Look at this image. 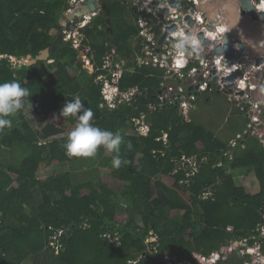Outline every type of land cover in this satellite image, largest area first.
<instances>
[{"label": "trees", "instance_id": "obj_1", "mask_svg": "<svg viewBox=\"0 0 264 264\" xmlns=\"http://www.w3.org/2000/svg\"><path fill=\"white\" fill-rule=\"evenodd\" d=\"M127 1L101 0L109 15L98 14L82 30V43L90 47V73L72 41L51 52L52 62L16 68L13 60L36 57L53 46L70 0H0V83L19 81L33 104L0 130V264H168L164 256L199 264L222 245L251 235L263 219L264 145L249 136L230 148L179 106H159L165 69L135 60L142 48L135 44L136 38L141 41L140 27ZM111 53L116 62L126 61L125 67L104 68ZM117 72L121 92L136 87L139 92L130 101L119 96L110 106L99 77L112 81ZM75 97L92 110L95 126L121 135L120 156L127 163L113 169L121 188L102 174L98 181L75 182L71 169L39 176L42 164L84 160L69 157L64 147L79 114L62 117L60 112ZM37 111L46 121L40 129L29 119ZM100 149L111 160L116 155ZM228 149L232 161L224 157ZM12 155L17 161L7 162ZM183 156L207 159L187 176ZM229 168L253 171L259 190L251 193L237 184ZM248 257L233 252L221 264H244Z\"/></svg>", "mask_w": 264, "mask_h": 264}, {"label": "built area", "instance_id": "obj_2", "mask_svg": "<svg viewBox=\"0 0 264 264\" xmlns=\"http://www.w3.org/2000/svg\"><path fill=\"white\" fill-rule=\"evenodd\" d=\"M88 0H70V5L64 12L66 14L73 13L78 8L86 6ZM207 0H179V4L183 5L182 10H177L176 7L171 6L168 2L161 4L158 0H128L135 9L137 18L136 23L140 27L141 38V54L135 57L138 64H145L154 62L166 67L167 74L174 78L171 82L164 85V91L160 94V104L163 106L168 105H180L183 110H189L194 107L198 96L203 93L222 92L228 100L237 103L242 110L247 111L248 117V130L251 136H257L264 145V125L259 119L261 115L260 105L262 103L255 102L249 106L248 103L252 100V94L250 90H255L258 86H264V63L256 65V58H252L251 50L245 49L241 51L239 47V41H243L237 31L234 32L233 48L234 54L237 59L234 62H229L227 52L218 54L216 52L218 46H224L228 43V40H224V36L227 32H232L230 25L227 21V17L224 15L226 10L220 9L219 14L216 16L215 21L212 23L209 21L207 11L195 10L191 12L190 8L194 5L204 4ZM257 7L258 15L253 17L252 13H249L246 9L241 7V0H236L235 4L238 6L239 12L243 16H249L251 22L259 20L260 26L264 27V18L260 15V11H264V0H251ZM97 7L100 8L101 4L99 0L96 1ZM189 5V8H185ZM168 7L172 17H167L166 14L160 15V8ZM100 10L91 11L88 14L75 17L69 22H75V30H67L65 28L64 41H72L73 46L79 50L81 55L87 59V54L90 51V47L83 45V36L81 30L92 20V17L96 16ZM182 13L183 19L180 21L177 19L179 13ZM190 15L194 19V24L191 25L185 17ZM67 19V18H66ZM173 25H177V28L171 32L168 29ZM223 29V31H221ZM178 30H183L186 34L188 31L195 34L200 41V47L196 51H190V54H186V63L182 67H177L173 59L172 43L174 41V33ZM166 37L163 41L161 37L165 34ZM200 33L204 36L201 38ZM253 37V43L264 48V39H258V37L252 33H249ZM205 39L209 40V43L205 42ZM244 42V41H243ZM245 44V42H244ZM115 53V51H113ZM241 52L240 56L238 53ZM109 54L106 62L108 65H104V68L112 70L114 63L121 69L125 67L126 61L120 60L115 62V54ZM264 58V55H262ZM253 61V66L250 70L245 69L246 60ZM89 64V63H87ZM122 65V66H121ZM88 70V69H87ZM131 70V69H130ZM94 70L90 73H92ZM233 72L237 73L236 80H225ZM261 72V75H258ZM116 75V73H115ZM111 80L105 79L104 76H100L99 79L104 81L105 98L109 95L110 87L115 89V97L122 96L124 100L130 101L138 95V88H131L127 92H121L116 84L118 82L119 73ZM117 79V80H114ZM254 80V81H253ZM171 84V85H170ZM250 88V90L248 89ZM244 91L241 94V91ZM115 99V98H114ZM108 100V99H107ZM110 106H114L116 102H109ZM252 111H255L252 115ZM144 129V128H143ZM236 140L231 142V147L237 146L239 140L243 138L241 134L237 136ZM233 150L228 149L224 152V157L229 161L233 160ZM207 158L199 159L198 156H183L182 165L187 172V176H192L198 172L200 165ZM223 161L217 163L221 166ZM204 197H207L209 193H204ZM263 219L258 223L257 227L251 232V235L244 237L240 240L231 241L229 244L222 245L219 249L213 251L210 255L200 259L199 264H221L226 260L231 253L240 252L246 258L244 264H264V205L261 208ZM232 229V228H229ZM253 240V244H251ZM54 244V243H52ZM168 264H192L191 261L177 262L175 259H171L169 256H164ZM136 261L131 264H136Z\"/></svg>", "mask_w": 264, "mask_h": 264}, {"label": "clouds", "instance_id": "obj_3", "mask_svg": "<svg viewBox=\"0 0 264 264\" xmlns=\"http://www.w3.org/2000/svg\"><path fill=\"white\" fill-rule=\"evenodd\" d=\"M223 31V29H221ZM172 43L173 59L177 67H182L186 63V54L196 51L200 47V41L195 34H186L183 30L174 33ZM32 96L29 89L22 87L19 81L12 80L0 83V130L11 127L14 116L26 105L33 107L32 101L26 98ZM78 122L73 130L68 133L64 145L66 154L69 157H94L101 147L110 152L116 153L112 159V166L120 168L127 161L120 156V145L122 137L118 133L102 129L92 122L94 113L91 109L85 108L79 97L68 100L61 109L62 117L77 116ZM131 148V144L128 145Z\"/></svg>", "mask_w": 264, "mask_h": 264}, {"label": "water", "instance_id": "obj_4", "mask_svg": "<svg viewBox=\"0 0 264 264\" xmlns=\"http://www.w3.org/2000/svg\"><path fill=\"white\" fill-rule=\"evenodd\" d=\"M161 4H165L168 2L171 6L176 7L177 10H182L183 5L179 4V0H158ZM236 0H207L204 4L199 5H194L193 8L191 9V12L194 13L195 10H200V11H207L209 21L214 22L216 16L219 14L220 9L226 10L225 16L227 17V21L230 25V28L232 32H227L226 35L224 36V40H228V43L224 46H218L216 52L218 54H223L224 51L227 52V57L229 62H234L237 59L236 54H234V48L233 44L234 41L232 38L234 37V32L237 31L243 41H239V47L241 51L245 49L251 50V57L256 58L257 56L261 55L260 57L256 58L255 64L258 66L262 63H264V58L262 55H264V48L258 46L257 44L253 43V37L251 34L256 35L258 39H264V27L262 28L259 24V20L256 22H251L249 16H243L241 12L238 10L237 4H235ZM104 10L106 11L107 15H109L110 10L106 5H102ZM241 7L243 9H246L249 13L253 14V17H256L258 15L257 13V7L255 4L252 3L251 0H241ZM185 8H189V5H186ZM90 10H96V4L95 0H90L87 2V6L78 8L75 10L73 13L66 14L67 19H64L61 21V26L67 28V30H73L76 28L75 22H69L68 20H73L77 16H81L85 13H88ZM159 11L161 12L160 15L163 16V14H166L167 17H172V14L170 13V10L168 7H163L160 8ZM260 15L264 18V11H260ZM257 18V17H256ZM178 20L183 19V15L180 12L177 16ZM185 20H188L191 25L194 24V19L190 16L187 15L185 17ZM107 24L109 27H111V21L110 19H107ZM177 28V25H173L171 28L168 29V32L173 31L174 29ZM188 33H190L188 31ZM165 33L160 41H163L166 37ZM64 36H65V31L62 29L57 37L54 40V44L51 48H45L38 54L36 57H33L32 55H28L27 58H21L18 59L17 57H13V60L17 63L16 68H20L22 64L26 65H34L38 61H43L47 60L51 56V52H54L58 49V45L62 44L64 41ZM199 36L203 38L204 34L200 33ZM206 43H209L208 39H205ZM111 43L114 44L113 38H111ZM241 52L238 53L240 56ZM246 60V58H243ZM253 61L246 60V66L245 69L250 70L253 66ZM264 70V67H263ZM258 75H261V72H258ZM237 79V73L233 72L230 76L225 78V80H236ZM254 81V80H253ZM250 90V88H248ZM252 94V100L251 102L248 103L249 106L253 105L252 103L255 102H260L262 103L260 105V110H261V115H260V120L262 121L264 125V86L260 85L258 86L257 89L255 90H250ZM244 91H241V94H243ZM255 111H252V115H254Z\"/></svg>", "mask_w": 264, "mask_h": 264}, {"label": "rangeland", "instance_id": "obj_5", "mask_svg": "<svg viewBox=\"0 0 264 264\" xmlns=\"http://www.w3.org/2000/svg\"><path fill=\"white\" fill-rule=\"evenodd\" d=\"M99 2L100 4H102L101 0ZM136 40H137L135 43L136 45L139 42H141L137 38ZM79 58L83 60L84 68L88 69V72H91L92 65L87 64L89 62L87 61V59L84 58V55L80 54V52H79ZM116 59L117 57L115 56V62H116ZM47 61L52 62L50 61V59ZM104 65H108V62L105 61ZM130 69L133 70V68H130ZM114 80H117V79H114ZM110 88H111L110 91L112 93L111 95L107 97V99L109 102H113V101L116 102L117 96L115 97V92H114L115 89L113 87H110ZM161 90L162 89H159L160 92L158 91V93L162 94L163 92ZM212 94L213 96L210 97L209 102L204 101L200 104V101H199V104L196 106V108L194 107V109H191L190 111H188V113L185 112L188 118L191 120L197 121V122L198 121L203 122L204 125L208 129L213 130L214 132H216V134L220 138H223V139H226V135L223 134L225 132L226 133L229 132V135H231L232 137L235 136L237 131L243 132L246 129L247 119L243 116L242 111L236 107V104L234 102L230 103L227 100V96L224 93L213 92ZM157 96H159V94ZM29 119L33 123V126L35 129L42 128L46 122L40 111L32 113L29 116ZM218 126L224 127L223 130L216 129V127ZM142 128H144V125H142ZM65 134H62V135H65ZM13 153L16 154V152H13ZM17 159H18L17 155H15V157L12 155L8 159L7 162L10 163L11 162L10 160H12L13 162H16ZM82 160L83 158H80V160L75 161L72 164L71 163L69 164L66 162V163H62L59 165L56 164L52 166H46V164H42L39 168V176L44 178V177L49 176L50 174L59 173V172L71 169L72 171H74L75 182L88 180L91 178L95 179V181H98V178H100L102 174L109 178L110 185L113 186L115 189L121 188L122 183L116 180V178L113 175L114 167L112 166V160L109 158H106L104 153L102 154V149L98 150L94 157H84V160L83 161ZM90 161L95 162L96 163L95 166L93 167L89 166L88 163ZM75 164L77 165V167L73 168ZM243 173H246V175L249 176L245 178L246 180L249 181L250 183L249 186L245 184L244 179H241L240 175ZM234 174L236 178V183L240 185L243 184V186H245L249 192L254 193L255 191L259 190L258 183L256 182L257 180L256 176L252 174V171L240 169L239 172H235ZM121 209H123V207ZM124 209L126 210V207ZM23 264H33V262L32 260H27Z\"/></svg>", "mask_w": 264, "mask_h": 264}, {"label": "crops", "instance_id": "obj_6", "mask_svg": "<svg viewBox=\"0 0 264 264\" xmlns=\"http://www.w3.org/2000/svg\"><path fill=\"white\" fill-rule=\"evenodd\" d=\"M211 96H213V94L212 93H203V94H201V95H199V101H200V104L202 103V102H209V100H210V97ZM227 100H228V98H227ZM199 101H198V103L196 104V106L199 104ZM229 101V100H228ZM230 103H233V102H231V101H229ZM235 103V102H234ZM236 104V107L237 108H239L241 111H242V114H243V116L247 119V125H246V129L243 131V132H240V131H237L236 132V134H235V136H231V135H229V132H225V133H223V134H225L226 135V139H224V140H226L227 142H229V144H231V142L233 141V140H236L238 137V135L239 134H241L242 136H243V138L241 139V140H239V142L240 143H242L247 137H249V136H251L249 133V130H248V117H247V111L245 110H242L241 109V107H239L238 105H237V103H235ZM196 106H195V108H196ZM232 110H234V109H232ZM244 118V119H245ZM199 122V121H198ZM200 123H202V124H204L203 122H200ZM223 128L224 127H222V126H218V127H216V129H219V130H223ZM216 133V132H215ZM217 135V134H216ZM218 136V135H217ZM219 137V136H218ZM220 138V137H219ZM221 139H223V138H221ZM232 154H233V152H232ZM230 169V171L234 174L235 172H239V170L240 169H243V170H248V169H245V168H238V169H235V170H232L231 168H229ZM246 172V171H245ZM252 174H254V172L252 171ZM255 175V174H254ZM241 176V179H244V181H245V184L246 185H250V183H249V181L248 180H246L245 178L246 177H249L248 175H246V173H243V174H241L240 175ZM234 177H235V174H234ZM253 177V176H252ZM235 180H236V178H235ZM240 185V184H239ZM241 185H243V184H241ZM255 192H257V191H255Z\"/></svg>", "mask_w": 264, "mask_h": 264}, {"label": "bare ground", "instance_id": "obj_7", "mask_svg": "<svg viewBox=\"0 0 264 264\" xmlns=\"http://www.w3.org/2000/svg\"><path fill=\"white\" fill-rule=\"evenodd\" d=\"M88 1H90V0H88ZM88 1H87V2H88ZM96 1H97V0H95V4H96ZM99 1H100V0H99ZM87 2H86V6H87ZM101 5H103V3H102ZM104 5H105V4H104ZM133 8H134V7H133ZM97 10H100L98 14H100V13H102V12H106V11L104 10L103 6L100 7V8H98V7H97V4H96V10H90L88 13H90L91 11H97ZM134 10H135V9H134ZM88 13H85V14H88ZM135 13H136V12H135ZM98 14H97V15H98ZM83 15H84V14H83ZM97 15H96V16H97ZM106 15H107V13H106ZM107 16H108V15H107ZM94 17H95V16H94ZM66 18H67V17H65V15H64V13H63V17L61 18V21L64 20V19H66ZM92 18H93V17H92ZM107 19H109V18H107ZM90 22H91V21H90ZM60 24H61V22H60ZM88 24H89V23H88ZM88 24H87V25H88ZM87 25H86V26H87ZM86 26H85V27H86ZM108 26H109V25H108ZM85 27H84V28H85ZM84 28H83V29H84ZM109 28H110V27H109ZM62 29H64V31H65V27H62ZM62 29H61V30H62ZM66 29H67V28H66ZM75 29H76V28H75ZM75 29H73V30H75ZM83 29H82V30H83ZM61 30H60V31H61ZM82 30H81V33H82ZM70 31H72V30H70ZM58 34H59V33H58ZM58 34H57V35H58ZM57 35H56V37H57ZM139 35H140V33H139ZM139 35H138V37H139ZM82 36H83V38H84V35H83V34H82ZM110 40H111V39H110ZM111 44H112V43H111ZM112 46H113V44H112ZM113 50H115V49H113ZM47 60H49V59H47ZM50 61H53V60H50ZM155 64H156V63H155ZM158 64H159V63H158ZM140 65H141V64H140ZM159 65H161V64H159ZM161 66H162V65H161ZM162 67H163V66H162ZM163 68L165 69V81L162 82V86H161V88H160V89H162V90H161L162 92L164 91V85H163V84H164V83H165V84H168L169 82H171V81L174 79V78L170 77V76L167 74V69H166V67H163ZM170 85H171V84H170ZM159 92H160V91H159ZM158 94H159L158 97H159V99H160V93H158ZM198 98H199V96H198ZM197 100H198V99H197ZM160 102H161V101H160ZM166 105H168V104H166ZM171 106H176V107H178V106H180V105H171ZM195 106H196V102H195V104H194V107H195ZM194 107L190 108V110H191V109H194ZM180 108H181V106H180ZM181 110H182V111H187V113H188V110H183L182 108H181ZM182 111H181V112H182ZM164 139H165V140L167 139V133L164 134Z\"/></svg>", "mask_w": 264, "mask_h": 264}]
</instances>
